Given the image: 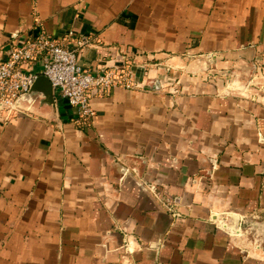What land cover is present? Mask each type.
Returning a JSON list of instances; mask_svg holds the SVG:
<instances>
[{"label":"crops","instance_id":"crops-1","mask_svg":"<svg viewBox=\"0 0 264 264\" xmlns=\"http://www.w3.org/2000/svg\"><path fill=\"white\" fill-rule=\"evenodd\" d=\"M41 29L138 87L0 111V264H264V0H0Z\"/></svg>","mask_w":264,"mask_h":264},{"label":"built area","instance_id":"built-area-1","mask_svg":"<svg viewBox=\"0 0 264 264\" xmlns=\"http://www.w3.org/2000/svg\"><path fill=\"white\" fill-rule=\"evenodd\" d=\"M68 38L71 42L58 41L44 29L34 35L19 32L12 35L9 48L0 50V111L9 116L17 114L20 99L43 76L52 85L55 99L64 100L78 111L76 125L86 129L91 126L95 115L91 106L95 91L106 94L119 87L137 89L131 78L133 68L129 64L121 70L85 69L78 57L86 43L79 41L73 49L69 44L74 36L70 34ZM37 65H40L39 69H36ZM151 191L161 199L159 192ZM166 208L174 213L170 205L166 204ZM258 242L256 238L249 241L259 248Z\"/></svg>","mask_w":264,"mask_h":264},{"label":"water","instance_id":"water-1","mask_svg":"<svg viewBox=\"0 0 264 264\" xmlns=\"http://www.w3.org/2000/svg\"><path fill=\"white\" fill-rule=\"evenodd\" d=\"M42 86H45L46 88L44 91L42 90ZM39 94H42L44 97V104L48 109H57L56 106V99L54 96V90L48 79L45 77L41 76L37 79V81L31 86L29 92L24 95L19 103H25L29 102L31 103L33 100H35ZM226 218L231 219L232 221V227L229 229V232L232 234H238L239 233V226H240V217L229 214L227 217H222V221L225 222Z\"/></svg>","mask_w":264,"mask_h":264},{"label":"rangeland","instance_id":"rangeland-1","mask_svg":"<svg viewBox=\"0 0 264 264\" xmlns=\"http://www.w3.org/2000/svg\"><path fill=\"white\" fill-rule=\"evenodd\" d=\"M251 237H252V235H251Z\"/></svg>","mask_w":264,"mask_h":264}]
</instances>
